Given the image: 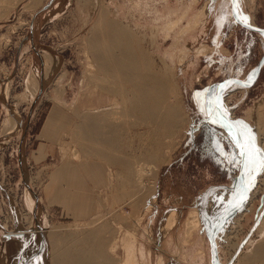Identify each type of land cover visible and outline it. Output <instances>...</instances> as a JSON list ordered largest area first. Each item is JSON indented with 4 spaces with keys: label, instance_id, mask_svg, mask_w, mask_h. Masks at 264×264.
I'll use <instances>...</instances> for the list:
<instances>
[{
    "label": "rangeland",
    "instance_id": "obj_1",
    "mask_svg": "<svg viewBox=\"0 0 264 264\" xmlns=\"http://www.w3.org/2000/svg\"><path fill=\"white\" fill-rule=\"evenodd\" d=\"M32 1L0 0V264H21L23 257V264H55L60 252L91 235L92 241L98 230L107 257L97 263L121 264L129 231L139 264H213L215 249L219 264H264V255L254 253L264 244V164L246 181L250 209L244 215L237 212L241 179L229 181L230 171L220 174L214 160H201L218 143L225 166L239 172L242 161L246 168L248 137L264 162V0H236L234 6L217 0L209 15L203 12L207 0ZM101 8L107 23L97 26ZM111 18L132 29L133 56L152 61L160 81L170 79V104L185 122L175 134L161 124L158 132V119L130 111L131 103L109 92L124 83L116 71L99 68L89 42L95 31L107 33ZM111 43L127 63L123 39ZM248 67L257 73L246 84ZM217 100L236 127L219 113ZM95 112L104 137L116 141L106 155L78 129ZM187 150L197 151L202 169L179 161ZM175 156L177 166L169 170ZM138 164L149 167L143 189L132 176ZM130 180L139 185L135 194ZM201 189L203 197L192 203ZM170 191L186 195L183 206L167 199ZM195 202L200 218L190 228ZM222 208L213 225L211 217ZM171 209L178 210L177 222L165 232Z\"/></svg>",
    "mask_w": 264,
    "mask_h": 264
},
{
    "label": "bare ground",
    "instance_id": "obj_2",
    "mask_svg": "<svg viewBox=\"0 0 264 264\" xmlns=\"http://www.w3.org/2000/svg\"><path fill=\"white\" fill-rule=\"evenodd\" d=\"M39 1L40 0H33L32 3L33 4L35 3L34 6H36V4L39 3ZM216 1L217 0H207L204 7H203V12L207 15L211 14L213 9L215 10V2ZM101 9H102V11L104 10L103 8H101ZM105 13H106V11H105ZM105 13H104V11L103 12L100 11V13L98 14L99 18L96 19V20H98L97 26H101V24L104 21H106V23H107V19H106L107 15ZM246 18H248V17L246 16ZM112 20L113 19L111 18V22L109 21L110 24H109V30L107 31V33H105V34L102 33L103 36L100 37L95 31V33H93V35L90 39V42H89L90 48H91V55L93 56L94 62H96L99 65V68H101L102 70L107 69V70L116 71L117 73H119V76L124 83L123 87L119 91L114 90V89H111V90L108 89L109 92L113 95H118L120 97H123L126 102L131 103L130 111L139 113L145 117H152L153 119H155V121L158 119L156 122V126H155L156 130H158L160 128V127L158 128L157 125L160 126V124H161V125L166 126L169 134H173V133L175 134L181 128L182 124H184L185 122H183L182 118L180 117V114L178 113L179 111H178L177 107L171 105L172 103L170 102L171 100H170L169 93L172 90V88H171L172 83L170 82V79L166 80L169 82L160 81L157 77V72L155 71V68H157V66H155L152 63V61H144V62H142L140 60L138 61V59L135 56H133L132 51L130 50L131 44H132V42L136 41L137 39H136V36L134 35V33L131 31L132 29L130 30V28L125 27V26L121 25L120 23H118L117 21H112ZM95 21H94V23H95ZM196 22L199 23V20H196L195 23ZM94 26H95V28L97 27L96 25H94ZM92 29L94 30V28H92ZM97 29H98V27L96 28V30ZM100 29H98L99 32H100ZM98 30H97V32H98ZM101 31H102V29H101ZM117 38L123 39V43L120 46L122 48H124L123 51L125 53H127V54H125V58L128 60L127 63L124 62L123 57H119L117 54H114V52H112V49H114V45L111 43V41L114 39H117ZM47 61H49V58H47ZM90 65H92V64L90 63ZM256 73H257L256 70H252V73L250 74V78H249L250 80L248 82H252L251 80H252V78L254 79V75ZM103 89H105V87H103ZM220 103H222V102H220ZM260 103L261 102H259L258 105ZM221 111L224 114L228 113V111L225 107H223V110L221 109ZM97 115L98 114L96 112H95V114H89L86 116V121H82L80 123V125H78V124L77 125H78L79 132L82 135H84V137H86L88 139L87 141H90V143L92 144V146H93L92 149L93 150L95 149L98 152V154L106 155L107 152H106V154H104L105 153L104 151L114 149L113 146L116 144V141L110 139L107 136L104 137L105 131H104L101 123L96 120ZM15 123H16V121H15ZM239 125H237V126H239ZM165 126H163V127L161 126L162 129ZM239 128H241V127H239ZM155 131H153V132H155ZM160 131L161 130H158V132H160ZM241 135H242V132H241ZM243 143H244L245 156L247 158L246 168H245V176H246V181L248 182V178L250 177V174H252L253 172L256 173V172L260 171L264 162H260V160L258 159V157L256 155L257 153H255V154L253 153L254 151H253L252 145H251L248 137H243ZM147 167L148 166H146V164L145 165L138 164L135 168L133 167L134 169L132 168L134 170L136 177L134 175H132V176L134 178H136V181H138L140 179V183L139 182L138 183H139V185H141V187H139V185L136 187L135 184H137V183L131 181L132 179L130 180V183L132 182V184L135 186L133 194H135V192L138 191V190H135L136 188L138 189V187H139L140 189H143L142 187L144 185H143L142 178L144 175H146V173H148ZM151 168L149 170H151ZM132 169H130V171ZM133 170H132V172H133ZM124 178L127 179L126 177H124ZM125 179H123V180L125 181ZM133 180L135 181V179H133ZM107 181H110L108 179V177H107ZM246 185L243 187V194L239 198V203L242 205H240V208L237 211L238 213H241L244 215L247 214V211L250 209V208H247L245 206V203L247 202V199H249V196H250L248 194V192H246V189L250 186V184L246 183ZM132 188H133V186H132ZM140 191L138 192L137 196H140V193H141ZM143 192H144V190H143ZM27 195L29 196L30 193L27 192ZM153 200H155V195H153L151 197V200L145 204L146 205L145 210L150 208L151 202ZM193 206H194V208L191 211V215L187 219V225L190 228H195L198 225L199 218H200L197 203L195 202ZM222 210H223V208L219 209L216 212V214L211 217L213 225H214V223L217 224L218 218H220L219 214L222 213ZM177 212H178L177 209H171L167 213L165 221L162 224V226H163L162 230L167 232L168 230L173 228V226L177 222V218H178ZM40 216H43L42 213L40 214ZM192 231L193 230H191V232ZM134 234L132 232L128 231V232H125L124 236L122 237V243H123V246L125 248L126 256H125L124 260L121 261V264H139L137 261V258H136L137 257V248H136V241H135L136 237L134 236ZM95 235L96 236L93 238L92 241H91L92 235H91V237H87L86 239L81 241L78 245V248L67 249L63 252H60L56 256L55 264H99V263L102 264V262L97 263L96 260L99 257L101 258V256H102V258L100 259V261L107 257L104 254V248H103L104 247V244H103L104 243V239H103L104 234L102 235V231L100 234V230H98ZM114 235H116V234H114ZM54 237L55 236L53 234H51L50 242L52 241L53 245L56 244V241H55L56 238L54 239ZM104 238L106 239V236H104ZM96 239L98 241H95ZM107 240H109V239H107ZM111 241L112 240L110 238L109 243ZM46 243H47V238H46ZM113 243H114V241H113ZM262 244H259L261 246L258 245V247L256 248V251H254L256 257H262L264 255V246H263L264 244L263 245ZM118 245H119V243H118ZM44 248H45V246H44ZM104 255L106 257H103ZM244 256H246V255H244ZM25 258L23 257V261L21 264L24 263V260H26ZM161 260H162V257L159 258V263L161 262ZM249 260L252 261V259H249ZM251 261H249V263ZM53 262H54V260H53ZM4 264H7V259H4Z\"/></svg>",
    "mask_w": 264,
    "mask_h": 264
},
{
    "label": "crops",
    "instance_id": "obj_3",
    "mask_svg": "<svg viewBox=\"0 0 264 264\" xmlns=\"http://www.w3.org/2000/svg\"><path fill=\"white\" fill-rule=\"evenodd\" d=\"M217 18H218V16H215V19L214 20L212 19L211 22H213L215 24L216 23L215 21L217 20ZM223 28L225 29L226 27H223ZM242 33H244V32H242ZM251 68L252 67H248L245 70V72L247 71V74H248L252 70ZM240 76L242 78H246L247 77L246 74H243V75L241 74ZM213 147H214V149H210L209 152L207 153L206 157H204L203 153L201 154L203 156V157L201 156L202 157L201 160H203L204 158H205V160L206 159H209L210 162L212 160H214L216 162V164H215L216 170L217 171H220V174L221 173L223 174V172L225 174V171H227V170H228V173L230 171V174H232V175L229 174L230 175V180L229 181L236 182L239 179V177H240V168H241V166L239 168V172L234 173L235 172L234 170H229L228 169L229 166L228 167L225 166L224 157H223V153H222L223 152V148L221 149L222 146L219 145L218 143H216L215 146H213ZM196 155H198V153H197L196 150H187V151H185L183 154H181L179 156V161L182 160V159L184 160V158H185V162H191V168L192 169H194L193 166H195L196 168H199L200 167L202 169V167L199 166L196 163V162H198V163L201 162L200 158H196L197 157ZM176 157L177 156H175L174 160L172 161V163H171L172 165L170 164L169 170L174 167L173 166V162L176 161L175 160ZM177 163L175 162L176 166H177ZM204 169L202 170L203 171L202 173L204 175H206L207 172H209V168L208 167H205ZM204 171H206V172H204ZM196 172H201V170L196 169ZM171 177L174 178V179H177V178H175L177 176H174V177L171 176ZM178 178H180V177H178ZM190 182H193V181L190 180ZM203 182H206L207 183V181H204V180H203ZM208 182H209V180H208ZM196 190H198V189L196 188ZM203 192H204V189H201V190L197 191L195 194H193V197H192L191 202L193 203L196 199H199V198L203 197V194H201ZM166 197H167V199H170V201H173V203H178V204L180 203V205H182V206L184 204V200H186V195H183V196L182 195H177V194L172 195V191H170L169 194ZM175 199H177L178 202L175 201ZM192 203H191V205H192Z\"/></svg>",
    "mask_w": 264,
    "mask_h": 264
},
{
    "label": "water",
    "instance_id": "obj_4",
    "mask_svg": "<svg viewBox=\"0 0 264 264\" xmlns=\"http://www.w3.org/2000/svg\"><path fill=\"white\" fill-rule=\"evenodd\" d=\"M235 4H236V0H233V6H234ZM233 10H234V7H233ZM234 12H235V11H234ZM235 16H236V18H238L237 15H235ZM239 22H241V24H242L243 26L247 27V28H251V29L259 30L258 28H255V27H253V26L247 24L246 22H243V21H239ZM262 32H264V30H262ZM263 60H264V58H263ZM263 60L261 61L260 65H259V67H258V70L260 69ZM244 83L248 84L249 82L246 81V82H244ZM216 104H217V109H218L219 113H220V114H221V115L227 120V122L229 121L230 124H231L232 126H235V127H236L235 123H234L233 121H231V120L228 118V116H227L226 114H224V113L221 111L220 104H219L218 100L216 101ZM233 124H234V125H233ZM237 130H238V129H237ZM239 136H240V135H239ZM239 178L241 179V182H243V185L245 186V185H246L245 161H242V163H241L240 177H239ZM246 186H247V185H246ZM239 204H240V203H239ZM213 264H219V263H218V260H217V251H216V249L213 251Z\"/></svg>",
    "mask_w": 264,
    "mask_h": 264
}]
</instances>
